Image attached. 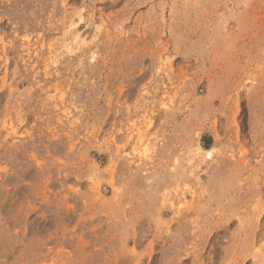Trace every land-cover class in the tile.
<instances>
[{
  "label": "rangeland",
  "instance_id": "obj_1",
  "mask_svg": "<svg viewBox=\"0 0 264 264\" xmlns=\"http://www.w3.org/2000/svg\"><path fill=\"white\" fill-rule=\"evenodd\" d=\"M0 264H264V0H0Z\"/></svg>",
  "mask_w": 264,
  "mask_h": 264
}]
</instances>
